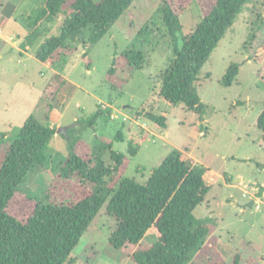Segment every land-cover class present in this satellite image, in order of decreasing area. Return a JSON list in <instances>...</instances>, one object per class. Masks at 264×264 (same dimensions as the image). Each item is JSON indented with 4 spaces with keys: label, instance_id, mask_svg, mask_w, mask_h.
Instances as JSON below:
<instances>
[{
    "label": "rangeland",
    "instance_id": "rangeland-1",
    "mask_svg": "<svg viewBox=\"0 0 264 264\" xmlns=\"http://www.w3.org/2000/svg\"><path fill=\"white\" fill-rule=\"evenodd\" d=\"M190 1L182 11L185 35L214 0ZM158 5V0H135L95 45L89 49L79 44L73 54L62 55L52 68L36 56L25 55L22 63L16 50L17 43L25 42L33 29L29 16L45 7L46 0H0V19L10 9L16 10L2 35L4 40L12 35L14 40L0 43V165L10 139L18 134L48 80L58 71L72 82L64 86L73 90V95L60 116H54L53 125L58 127L61 118L64 128L74 122V117L87 118L101 106L103 115L96 126L83 131L84 140L94 143L98 137L113 141V149L127 153L131 135H147L138 154L130 156L125 177L145 182L174 148L183 151V158L191 166L200 162L205 166V178L212 188L195 215L212 218L211 233L189 264H233L236 254L240 264H264V191L262 198L257 196L264 182V130L257 126V117L264 110V0H250L244 6L202 68L196 83L206 110L201 121L199 114L184 104L169 105L158 94L161 73L175 58L168 29L157 15ZM63 17L46 32L43 21L41 31L29 42L40 45L58 34ZM131 48L144 53V64L132 73L120 70L128 80L113 87L107 73L115 53L121 55ZM233 63L239 65V73L231 86H225L223 77ZM64 86L58 96L66 90ZM148 112H166L167 126L157 125L146 116ZM120 129L125 132V140L115 139ZM49 150L53 154L50 164L31 172L23 189L54 204L81 198L90 186L82 184L79 177L60 176L59 167L67 155L66 140L56 136ZM105 156L111 162L109 153ZM257 181L259 186H253ZM251 198H257V202L249 206ZM115 227L116 220L103 206L72 252L74 264H132L131 254L137 245L114 248L109 238ZM156 239V229H151L141 245L149 247Z\"/></svg>",
    "mask_w": 264,
    "mask_h": 264
},
{
    "label": "trees",
    "instance_id": "trees-1",
    "mask_svg": "<svg viewBox=\"0 0 264 264\" xmlns=\"http://www.w3.org/2000/svg\"><path fill=\"white\" fill-rule=\"evenodd\" d=\"M134 1L46 0L45 7L29 16L33 29L21 45L26 51L36 46L34 55L56 66L62 55L73 54L79 44L89 49L95 45ZM158 1L157 15L168 29L175 52V58L161 73L158 94L169 105L184 104L198 113L201 121L206 110L196 83L202 68L250 0H214L187 35L183 33L181 19L182 11L191 1ZM61 15L64 17L58 34L47 37L40 45L29 42L41 31L43 21L47 24L45 32L50 31ZM144 61V53L134 48L121 55L115 53L107 79L113 87L124 85L128 78L119 71L132 73L142 68ZM238 73L239 65L231 64L222 84L231 86ZM66 81L63 74H52L34 111L10 139L1 162L0 264H74L72 252L105 205L107 214L116 220L110 244L116 249L137 245L131 254L132 264H189L211 233L212 218L195 215V209L204 204L212 188L205 178V166L202 163L191 166L183 158V151L174 148L145 182L125 177L131 157L138 154L147 135H131L128 154L113 149V141L98 137L94 143L84 140L83 131L96 126L102 117L101 106L94 114L77 118L64 128L53 125L55 101ZM146 116L161 127L167 126L166 112H148ZM257 126L264 130V110L257 117ZM58 135L67 143L60 176L79 177L90 189L81 198L54 204L48 198L44 200L25 191L23 184L31 172L50 164L53 154L49 146ZM125 138L120 129L115 139ZM106 153L111 159L109 163ZM263 191L264 183L259 186L257 196ZM151 229H156L157 239L149 247H143L141 242ZM233 264H240L239 254Z\"/></svg>",
    "mask_w": 264,
    "mask_h": 264
},
{
    "label": "crops",
    "instance_id": "crops-1",
    "mask_svg": "<svg viewBox=\"0 0 264 264\" xmlns=\"http://www.w3.org/2000/svg\"><path fill=\"white\" fill-rule=\"evenodd\" d=\"M15 14H16V10L14 9V8H12V9H10L9 11H8V13L7 14H2V18L0 19V41H2V42H0V43H4V42H6V40H14V37L12 36V35H10L9 37H8V39H6V40H4L3 38H2V35H3V30H4V28L6 27V26H8L9 24H10V22L12 21V19L15 17ZM28 13H25V16L27 15ZM21 43L22 42H18L17 44H18V46L19 47H17V46H15V47H17V49L16 50H18L19 51V53L21 54V59H20V62H25L24 61V57H25V55H28L30 58H32V57H34L35 55H34V50H36V46H33V47H31V49H32V51H26L25 49H24V47L21 45ZM84 51V50H83ZM44 63H46L48 66H50V67H52V68H56V66H54L51 62H44ZM91 68H89L88 69V72H90L91 70H90ZM56 72H58V71H56ZM55 73V72H54ZM66 76H67V74H66ZM67 79V78H66ZM72 82L70 81V80H67L66 81V85L67 84H71ZM64 88L66 89V86H64ZM72 91L73 90H70V88H68V90L66 89L65 91L63 90V93H61L58 97H57V99H56V101H55V108H54V110H53V112H52V115H51V118H52V120H53V118H54V116H60V114H59V112L63 109V108H66L67 107V104L68 103H66V102H68V101H70L71 100V98H72V95H73V93H72ZM107 105H109V104H107ZM66 106V107H65ZM77 106L78 107H81L80 106V103L78 102L77 103ZM59 107H61V108H59ZM104 107V106H103ZM57 108H58V110H57ZM57 111V113H58V115H56L55 114V112ZM61 118H60V120L58 121V119H57V121H58V127L60 128V126L61 127H63V126H65L64 124H63V126H62V124H61ZM75 120H77V118L76 117H74V121ZM55 123H57V122H55ZM68 124H71V123H68ZM67 124V125H68ZM201 163V162H200ZM214 173V172H213ZM230 177V176H229ZM231 179H232V177H230ZM207 179V178H206ZM239 180H242V178H240ZM259 181H257V182H254V183H252V185L254 186H256V187H258L259 186ZM264 183V182H263ZM258 197H260V196H258ZM260 198H262V196L260 197ZM260 198H258V200L260 199ZM252 200H254V203H256L257 202V198H251V200H248V202H247V205H249V203L252 201ZM259 206V205H258ZM257 206V207H258Z\"/></svg>",
    "mask_w": 264,
    "mask_h": 264
},
{
    "label": "water",
    "instance_id": "water-1",
    "mask_svg": "<svg viewBox=\"0 0 264 264\" xmlns=\"http://www.w3.org/2000/svg\"><path fill=\"white\" fill-rule=\"evenodd\" d=\"M254 204V200H252L250 203H249V206H252Z\"/></svg>",
    "mask_w": 264,
    "mask_h": 264
}]
</instances>
